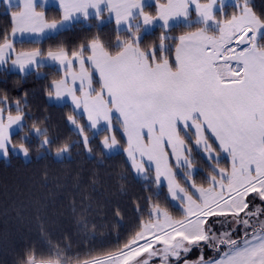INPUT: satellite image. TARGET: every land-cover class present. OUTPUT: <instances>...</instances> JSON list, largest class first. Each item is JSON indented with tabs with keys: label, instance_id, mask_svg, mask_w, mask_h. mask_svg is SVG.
Instances as JSON below:
<instances>
[{
	"label": "snow or ice",
	"instance_id": "6c2138e0",
	"mask_svg": "<svg viewBox=\"0 0 264 264\" xmlns=\"http://www.w3.org/2000/svg\"><path fill=\"white\" fill-rule=\"evenodd\" d=\"M4 2L16 10L10 13V34L0 35V65L10 62L37 75L51 66L49 61L59 65L63 76L52 81L49 98L70 97L86 114L94 137L103 136L102 149L109 153L120 146L112 127L117 114L132 169L144 179L153 172L157 188L166 181L169 198L182 212L174 217L148 197L147 219L114 250L84 259L67 255L70 246H57L47 257L28 250L16 264H264V11L258 12L253 0H236L237 11L230 15L224 13V0H155V15L146 11L151 0H58L60 18L49 19L37 10V0ZM105 13L109 22L115 19L112 46L97 35L71 51L15 49L18 34L54 38L81 18L100 27ZM158 22L164 30L176 22L199 27L145 43ZM169 39L174 43H165ZM94 74L99 88L93 86ZM6 103V96L0 98ZM24 119L20 101L15 115L0 107V156L9 157L10 151L29 156L26 143L17 145L11 134L13 125L26 127ZM67 119L95 159L84 125L75 116ZM32 131L43 138L46 155L55 141L36 124ZM70 149L64 143L55 156ZM197 157L210 169L202 183L196 179L203 171ZM194 248L201 254L190 261ZM204 248L217 255L206 259Z\"/></svg>",
	"mask_w": 264,
	"mask_h": 264
},
{
	"label": "trees",
	"instance_id": "16d2710c",
	"mask_svg": "<svg viewBox=\"0 0 264 264\" xmlns=\"http://www.w3.org/2000/svg\"><path fill=\"white\" fill-rule=\"evenodd\" d=\"M253 4L258 12L264 11V0H253ZM146 11L155 15V5ZM234 11H237L234 5L225 6V14ZM44 12L49 19H59L61 15L57 8ZM10 13L0 7V35L11 32ZM97 23L94 19L83 20L54 38L15 42V49L19 52L39 48L46 52L64 46L71 51L97 35L107 46L114 45L115 22L100 27ZM196 27L199 25L189 28L179 24L168 30L156 27L145 43H158L161 35L179 37ZM165 43L172 44L174 40ZM62 76L63 72L55 66L42 67L40 75L21 74L0 66V98L7 97V103L0 107L10 108L15 115V102L20 101L25 114L26 127L14 134L12 140L17 145L25 142L30 148L29 158L12 152L8 158H0V264H16L28 250L38 257H47L57 246L61 249L70 246L71 251L66 254L81 259L114 250L118 242L122 244L136 230L140 220L147 219L148 197L174 217L182 215L169 198L167 188H157L153 183L151 171L148 179L137 177L124 151L107 154L100 143L103 136L94 137L85 117L78 116L70 104L49 102L52 81ZM93 78L99 88L98 79ZM69 115L84 125L95 159L89 156L80 135L71 127ZM33 124L47 129L49 139L55 141L46 155L41 147L43 138L33 133ZM119 131L115 128V132ZM24 134L29 135L27 141ZM64 143L71 145L70 157L56 159V147ZM197 161V167L203 171L196 179L202 183L210 169L207 161L200 157ZM222 166H228V161L223 160ZM82 222L87 223V229L81 228Z\"/></svg>",
	"mask_w": 264,
	"mask_h": 264
},
{
	"label": "crops",
	"instance_id": "0c3cea01",
	"mask_svg": "<svg viewBox=\"0 0 264 264\" xmlns=\"http://www.w3.org/2000/svg\"><path fill=\"white\" fill-rule=\"evenodd\" d=\"M12 2H13V5H16V4L18 3V0H12ZM227 2L232 3L233 1H230V0L228 1V0H227ZM37 4H38V8H37L38 11H40V10L44 11L45 9H48V8H57V9L60 10L59 5H58V0H37ZM0 7L4 8L5 10L10 11V12L16 10L15 7L9 9L8 6H7V4L4 2V0H0ZM81 21H83V18H81ZM157 26H159V23H158ZM43 39H44V37H39V36H35V35L24 34L23 36H20V35L18 34V35L16 36V38L13 40V43L15 44V42H22V41H33V42H39V41H41V40H43ZM14 46H15V45H14ZM48 64L51 65V66H55V67H57L58 69L61 70L60 66L57 65V64H52V62H50V61L48 62ZM0 66H7V67H8L11 71H13V72H18V73H21V74H26L25 72H21L18 68L13 67V66L11 65L10 62H9L7 65H0ZM61 71H62V70H61ZM62 72H63V71H62ZM96 75H97V74H96ZM97 77H98V75H97ZM93 86L96 87L95 84H94V78H93ZM77 95H80V93L78 92ZM48 100H49V102L56 103V104H59V105H62V104H70L71 107L74 109L75 113H76L78 116H84L85 119H86V121H87V116H86V114H83L82 109H80V110H76V109H75V107H74V105H73L72 100H71L70 97L65 96L63 99H61V100H57V99H55V97L49 98V96H48ZM87 123H88V125H89V122H88V121H87ZM23 124H24V121H23ZM21 130H22V129H21L20 127H17L16 125H13V127H12V129H11V134H12V136H13L14 134L18 133V132L21 131ZM92 130H93V129H92ZM93 131H95V130H93ZM125 139H126V137H125ZM11 152L14 153V154L22 155V153H20V152H18V151H10V153H11ZM126 154H127V153H126ZM0 158H5V159H6V158H8V157H2V156H0ZM127 159H128V158H127ZM128 161H129V160H128ZM129 163H130V161H129ZM130 165H131V163H130ZM146 167H147V165H146ZM133 172H134V170H133ZM134 174H135L137 177H142V176L136 174L135 172H134ZM174 202L177 204L176 201H174Z\"/></svg>",
	"mask_w": 264,
	"mask_h": 264
},
{
	"label": "rangeland",
	"instance_id": "374dc122",
	"mask_svg": "<svg viewBox=\"0 0 264 264\" xmlns=\"http://www.w3.org/2000/svg\"><path fill=\"white\" fill-rule=\"evenodd\" d=\"M229 1V0H228ZM230 1H233L232 3H229V2H227V0H224V3H225V6L226 5H234L235 3H236V0H230ZM160 2L161 3H164L162 0H160ZM201 2L203 3V2H207V0H201ZM151 3H152V5H155V0H151ZM156 7V6H155ZM149 12V11H148ZM224 12H225V8H224ZM107 17H108V14L107 13H105V23H107V22H109L108 21V19H107ZM191 19L192 20H195L196 19V15H195V12L193 11V13H192V16H191ZM111 21H113V22H115V19H114V17H113V19L111 20ZM159 23V22H158ZM158 23H157V25H158ZM176 23H178V24H183L182 22H176ZM176 23H174V26H176ZM116 25V24H115ZM154 26L153 27V29L152 30H154L156 27H159V26ZM170 29V28H169ZM151 30V31H152ZM168 30V29H167ZM95 76L94 77H96L97 79H98V77H97V75L96 74H94ZM97 88V87H96ZM114 115V119H113V122H112V127H113V132L115 133V135H116V137H117V139L120 141V146H119V148L118 149H116V150H113L111 153H109V152H107V150H104L107 154H112V153H117V152H123L124 151V149L127 147V143H126V139H125V136L123 135V133H122V129H120V126H119V123H118V121L115 119V116L117 115V114H113ZM70 123V122H69ZM70 125H71V127L77 132V130H76V127L74 126V125H72L71 123H70ZM115 128H118V129H120V131H119V133H117V132H115ZM93 131V130H92ZM34 133V132H33ZM78 133V132H77ZM93 133H94V131H93ZM35 134V133H34ZM79 134V133H78ZM36 135V134H35ZM23 136H29L28 134H24ZM80 138H81V136H80ZM89 138H90V136H89ZM81 140H82V138H81ZM102 140V139H101ZM42 141V140H41ZM102 146V145H101ZM124 153H125V155H126V157H127V154H126V152L124 151ZM55 155V154H54ZM23 156V155H22ZM66 157H70V153H66L65 155H64V157H56L55 156V158L56 159H63V158H66ZM27 158H29V156L27 157ZM153 173V172H152ZM148 176H149V173H148ZM152 177H154V173H153V176ZM143 178V177H142ZM160 186H165L166 187V181H164V182H162L161 183V185ZM167 188V187H166ZM250 199H251V197H250ZM174 202V201H173ZM175 203V202H174ZM257 203H259V201H257ZM176 204V203H175ZM210 223H211V221H210ZM215 227H217V228H219V225H216ZM201 254V250L199 249V248H194L193 250H192V252L191 253H189V255H188V257H187V259L188 260H190V261H194V260H196V258L199 256ZM203 254H204V256H205V258L207 259V258H209V257H213V256H215V255H217V253H214L211 249H209V248H204L203 249Z\"/></svg>",
	"mask_w": 264,
	"mask_h": 264
}]
</instances>
